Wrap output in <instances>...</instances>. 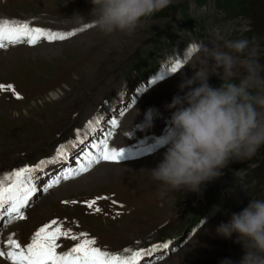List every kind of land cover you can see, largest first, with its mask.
Wrapping results in <instances>:
<instances>
[{"label":"rangeland","instance_id":"374dc122","mask_svg":"<svg viewBox=\"0 0 264 264\" xmlns=\"http://www.w3.org/2000/svg\"><path fill=\"white\" fill-rule=\"evenodd\" d=\"M217 5V0H171L169 16L147 19L132 34L104 35L92 24L90 0H0V20L77 33L64 41L0 50V85H12L22 97L0 90V175L51 161L61 145L68 151L67 164L48 163L36 173L38 190L23 210L26 219L6 226L1 220L0 250L8 251L10 236L28 245L39 228L57 220L72 234L88 233L97 247L112 253L169 246L144 256L140 264H240L244 254L238 250L243 247L238 235L225 238L217 228L251 198L254 188L248 186L245 169L258 159L259 150L230 162L200 192L173 191L161 197L151 176L174 129L175 110L167 105L180 93L182 81L194 75L185 67L189 45L203 42L223 49L225 40L242 39L251 29L248 17L228 15ZM249 54L259 56L255 46L240 56L234 70L237 83ZM176 63L183 68L173 72ZM221 83L210 76V86ZM56 93L55 100L51 95ZM113 120L119 124L115 129ZM108 131L113 133L109 148L123 150L121 162L101 161L78 178L43 191L64 170L83 162L86 151L95 154L91 144ZM97 197H107L95 205L100 212L85 203ZM57 243V252L65 253L79 241L61 237ZM0 264L10 262L0 257Z\"/></svg>","mask_w":264,"mask_h":264},{"label":"clouds","instance_id":"9594fccd","mask_svg":"<svg viewBox=\"0 0 264 264\" xmlns=\"http://www.w3.org/2000/svg\"><path fill=\"white\" fill-rule=\"evenodd\" d=\"M90 2L93 26L104 35H113L134 33L171 0ZM249 47L248 39L225 40L223 49L227 50L203 42L189 45L185 67H191L194 75L182 81V94L167 105L175 110L174 129L162 161L151 170L161 197L173 191L200 192L230 162L251 158L264 145V65L249 54L242 62L245 74L235 81L234 70ZM212 75L220 78V87L210 86ZM234 233L245 250L240 264H264V200L252 199L217 228V234L225 238Z\"/></svg>","mask_w":264,"mask_h":264},{"label":"snow or ice","instance_id":"6c2138e0","mask_svg":"<svg viewBox=\"0 0 264 264\" xmlns=\"http://www.w3.org/2000/svg\"><path fill=\"white\" fill-rule=\"evenodd\" d=\"M76 34V32H53L39 27H30L28 22L0 20V50H7L10 46L22 44L35 46L42 40L48 42L64 41ZM182 68V63H176L172 67V71L176 72ZM0 90H11L17 99H22L12 85H0ZM121 115L124 113L122 112ZM96 123H99V119ZM118 126V121L113 120L111 122L113 129ZM89 127L95 131L91 121ZM112 135L113 133L108 131L99 142L91 144L90 147L95 150V154L86 151L81 158L83 162L78 160L76 167H69L64 170L47 183L43 191L48 192L52 188L58 187L62 181L78 178L80 175L89 172L93 166L101 161L121 162L123 150L109 148V139ZM77 137L79 143L84 142L79 139V130H77ZM67 157V148L61 145L51 161H40L35 166H25L0 175V220L5 221L4 226L17 220L26 219L23 210L31 206L30 200L38 190L35 183L36 173L43 171L48 163H57L60 160H66ZM101 199H107V197H97L85 203L88 208L100 212L101 209L95 205ZM63 203H76V201H64ZM61 237L70 238L79 241V243L65 253H58L57 248L60 245L57 241ZM96 244L97 241L90 238L88 233L72 234L71 230L63 228L61 222L52 220L39 228L26 246H22L19 241L10 236L6 242L8 251L5 253V251L0 250V257L7 259L10 264H140L144 256H151L154 251L161 247L164 249L169 247L167 244H163L162 246L154 245L148 250L137 251L125 248L123 253H112L102 250Z\"/></svg>","mask_w":264,"mask_h":264},{"label":"trees","instance_id":"16d2710c","mask_svg":"<svg viewBox=\"0 0 264 264\" xmlns=\"http://www.w3.org/2000/svg\"><path fill=\"white\" fill-rule=\"evenodd\" d=\"M201 2L204 0H197L198 4ZM217 3L218 8L228 15L239 14L250 19L251 29L245 33L242 39H248L250 46L256 47L259 56L255 58L261 65H264V0H217ZM168 13L169 10L166 7L147 19L167 17ZM261 74L264 75V71ZM259 152L258 159L250 161L248 168L245 169L249 174L247 177L248 186L254 188V191L250 193L251 198L245 202L243 208L247 207L252 199L264 200V145L259 149ZM238 250L245 254L243 247H239Z\"/></svg>","mask_w":264,"mask_h":264},{"label":"bare ground","instance_id":"6f19581e","mask_svg":"<svg viewBox=\"0 0 264 264\" xmlns=\"http://www.w3.org/2000/svg\"><path fill=\"white\" fill-rule=\"evenodd\" d=\"M23 22H24V21H23ZM51 96H52L51 98H54L55 100L57 99V97H59L57 93H56V94H52ZM79 149H80V148H78V150H79ZM75 164H76V163H75Z\"/></svg>","mask_w":264,"mask_h":264}]
</instances>
